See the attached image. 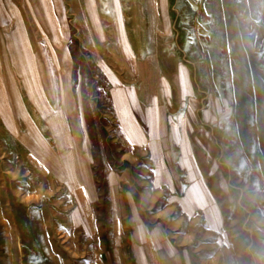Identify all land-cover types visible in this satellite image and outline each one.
I'll use <instances>...</instances> for the list:
<instances>
[{
    "label": "rangeland",
    "instance_id": "374dc122",
    "mask_svg": "<svg viewBox=\"0 0 264 264\" xmlns=\"http://www.w3.org/2000/svg\"><path fill=\"white\" fill-rule=\"evenodd\" d=\"M35 1L0 0V264H264V0Z\"/></svg>",
    "mask_w": 264,
    "mask_h": 264
},
{
    "label": "crops",
    "instance_id": "0c3cea01",
    "mask_svg": "<svg viewBox=\"0 0 264 264\" xmlns=\"http://www.w3.org/2000/svg\"><path fill=\"white\" fill-rule=\"evenodd\" d=\"M35 3V9H36V12H35V17L36 18H38V21H44V22H46V20H47V18H48V16H49V13H48V9L49 8H47V6L46 5H48L47 3H48V1L47 0H39V2H34ZM42 6L44 7H46V9L45 8H42ZM8 15V14H7ZM48 21V20H47ZM56 32L54 33L55 34V36L53 37L55 40H56V42L58 43V39L60 38V37H62L63 36V32L61 31V29H60V27H57L56 26ZM14 38V37H13ZM29 49H31L32 50V48H31V46H29ZM56 52V56H59L60 54L57 52V51H55ZM53 66V65H52ZM42 74H41V80H45V79H47L48 78V73L49 74H55V76L57 75V73H58V70H57V67H56V69L54 68L53 70H51L50 68L49 69H42V72H41ZM37 75H38V73H37ZM38 78H39V76H38ZM39 78V79H40ZM43 94H44V97H45V99L48 101L47 103H49V105H51V108H52V110H54L55 111V113H58V112H62V110H58V100H56V94H54V88H46V89H43ZM30 97L32 98V99H34L35 98V94H33V93H30ZM42 98H43V96H42ZM41 98V99H42ZM44 99V98H43ZM42 99V100H43ZM44 99V100H45ZM47 103H46V101H42L41 102V104H39L40 106H44V107H46V109L49 107L48 105H47ZM52 103V104H51ZM27 114V119L28 120H30L31 121V117L29 116V114L28 113H26ZM60 126V125H59ZM58 126V127H59Z\"/></svg>",
    "mask_w": 264,
    "mask_h": 264
}]
</instances>
